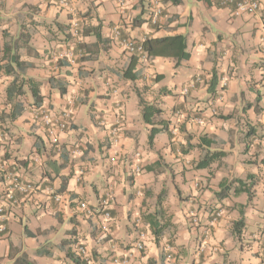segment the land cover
I'll return each instance as SVG.
<instances>
[{
    "label": "crops",
    "instance_id": "crops-1",
    "mask_svg": "<svg viewBox=\"0 0 264 264\" xmlns=\"http://www.w3.org/2000/svg\"><path fill=\"white\" fill-rule=\"evenodd\" d=\"M66 1L64 7L47 0H0V65H11L15 72L18 63L29 65L23 73L40 82L41 108L52 114L73 112L70 127L52 144L25 87V111L0 123V173L6 178L4 170L17 157L12 170L42 187L26 200L6 202L9 183L0 181L5 207L0 264H72L68 252L78 243L86 247L91 264H115L124 256L128 264H261V175L250 199L245 193L219 199L215 191L223 176L264 172V0L254 14H236L208 0H159L157 26L146 20L148 0ZM73 21L84 34L68 45L65 35ZM175 34L185 36L188 59L175 67L169 57H139L136 78L123 76L133 56L120 45L123 37L142 42ZM66 51L71 57H60ZM213 72L217 84L211 94ZM11 79L1 68L0 109L5 113ZM140 97L163 110L172 132L156 135L151 147ZM117 125L112 137L110 128ZM249 125L256 128L250 141L243 137ZM204 133L228 152L225 164L194 169L200 150L182 152ZM250 155L257 156V164L248 162ZM156 160L159 167L142 169ZM137 163L140 171L134 173ZM162 188L160 206L172 226L156 243L142 217L160 207L156 196ZM106 189L115 194L107 221L98 210ZM80 201L87 202L92 215L79 208ZM216 211L220 215L213 220ZM241 216L237 233L234 222ZM104 223L109 233L101 229ZM141 233L144 249L138 251Z\"/></svg>",
    "mask_w": 264,
    "mask_h": 264
},
{
    "label": "trees",
    "instance_id": "trees-1",
    "mask_svg": "<svg viewBox=\"0 0 264 264\" xmlns=\"http://www.w3.org/2000/svg\"><path fill=\"white\" fill-rule=\"evenodd\" d=\"M177 0H174V2ZM209 1V0H208ZM146 6L147 10V21L150 22V14H151V3L148 0ZM158 24V23H157ZM157 26L156 24H154ZM82 34H84L82 28L78 27V36L80 37ZM95 36L99 38V33L96 31ZM75 35L72 34V31L70 29V25L68 27V31L66 32L65 38L68 40L69 44H74L75 39H77ZM72 42V43H69ZM143 52L145 57L148 58H154V57H169L175 60V67L179 65V63L182 60H186L190 57V53L187 50L186 47V38L182 34H175V35H169V36H163V37H146L141 42ZM7 50L6 45L4 46V51ZM131 61L129 62L127 68L125 69L123 76L125 78H128L130 80H134L136 78L135 73L133 70L135 69L136 62L139 57H142L141 55L132 54ZM0 65V69H4L5 72L12 74V79L8 83V85L5 88V98H4V105L9 106L8 111H2L0 109V123L2 120L7 119L9 121H13L16 118H18L26 109L24 106V102L22 101V96L26 93L25 87L28 89L31 97H32V103L30 105H33L36 110L41 109V103H42V95L40 93V82L38 80H35L33 78H27L24 76L25 68H27L29 65L24 63H18V72L12 71V66L7 65ZM263 66H264V60H263ZM208 91L211 92V94H214L215 86L217 84L216 81V75L215 72L212 73V77L210 78V81L208 82ZM160 90H164L163 88ZM210 94V95H211ZM139 104L141 106V114L143 121L149 125L148 129V138L147 143L151 147L153 145V141L156 135L165 133L170 136H172V132L168 127V122L163 118V110L157 106L155 103L148 102L143 100L141 97L139 98ZM251 103H247L245 107H249ZM0 125V129H1ZM256 134V128L253 126H248L243 134V137L250 141L251 137ZM217 141L214 137L207 135L206 133L200 134L198 137V140L195 144L189 143L186 145L184 149H182L183 153H188L189 150L197 148L200 150V156L197 160L193 162V168L194 169H211L212 166L215 164L217 167L221 166L222 164H225V157L228 155V152L223 149H218L215 147ZM53 144V143H52ZM248 148V147H246ZM14 164L17 161V157H14ZM19 162V160L17 161ZM46 162L49 164L51 161L46 160ZM54 162V161H52ZM9 165L8 168L12 170V168L15 167V165ZM160 161L156 160L151 164L144 165L142 169H145L147 171H151L157 167H159ZM261 166L264 167V157L261 159ZM7 170V169H6ZM4 170V171H6ZM6 178L4 177L3 173H0V181H5ZM257 178L255 175L248 174L245 176V178L240 177H233L228 179V177H221V179L218 182V190L215 191V195L219 199H225L230 194L238 195L241 193H245L250 199L253 195L252 187L255 184ZM36 188V191H39L40 187L39 183L33 182ZM64 189L63 184H61L59 191ZM165 189L162 188L160 192L156 196V204L160 206L161 201L163 200L165 196ZM15 196L17 198L21 197V194L18 192H15ZM24 198L23 200H26ZM22 201V200H21ZM144 221L149 225L151 229V233L153 235L154 241L157 243L158 239L164 234V231L167 229H170L172 226L170 215H167V213L162 209V207H158V209H155L153 211L146 212L143 214ZM243 224V216H241L237 221L234 222V232L239 233L241 231V227ZM109 235L104 236V239H108ZM71 240V244L75 243ZM70 243V241H69ZM70 244V245H71ZM68 256L72 261V264L80 262L78 258L73 253V250L68 252ZM21 259V258H20ZM27 264H32L31 262H27Z\"/></svg>",
    "mask_w": 264,
    "mask_h": 264
},
{
    "label": "built area",
    "instance_id": "built-area-1",
    "mask_svg": "<svg viewBox=\"0 0 264 264\" xmlns=\"http://www.w3.org/2000/svg\"><path fill=\"white\" fill-rule=\"evenodd\" d=\"M50 3H55L60 6H67L66 0H47ZM120 1V0H118ZM151 3V14H150V22L152 24H156L159 20L160 15L162 14V6L160 4L159 0H149ZM219 6L222 7H229L232 9V11L236 14L240 13H247V14H254L259 9V0H209ZM78 22L73 21L71 23V31L72 34L76 37L78 36ZM264 29V25H263ZM114 35H119L118 29H115ZM120 45L124 48L125 51H127L130 54H136L141 55L142 57H145L143 48L141 45V42H138L136 39H133L131 37H123L120 40ZM60 57L64 58H70L71 53L66 51ZM72 110L71 109H65L58 114H52L48 108H41L35 112V116L38 117L42 125L45 129L46 135L48 139L53 144H58V133L61 131H64L68 129L72 122ZM194 120H197L199 123L202 122V118L194 117ZM111 136L115 137L118 134L119 126L117 125L115 128L111 127ZM74 151H78V149H75ZM136 156H139V153H136ZM134 173H138L140 171V165L137 163L133 167ZM6 179L8 180L9 186L5 192V201L6 202H19L23 200L24 198L30 196L31 194H34L36 192V188L33 182L23 180L21 179L17 173L11 169H7L5 171ZM15 192H18L21 194L20 198H17L15 196ZM114 191L112 189H106V191L103 194V198L101 199L98 210L99 213L105 218V220H109L110 215V205L112 204V201L114 200ZM54 199L56 201L60 200V196L57 194L54 196ZM79 208L84 210L87 214H93L92 209L88 206L86 201H80L79 202ZM5 215V207L4 205H0V218L3 219ZM220 215L219 211H216L213 213V220H216L218 216ZM193 223L197 222V219H192ZM5 226L1 222L0 223V230H4ZM101 229L104 230V232L109 233L110 229L107 224H101ZM139 240L135 243V248L138 251H143L144 249V234L141 233L139 235ZM261 264H264V238L262 240V249H261ZM73 253L76 256V258L79 259L80 262L75 264H91V259L89 252L87 251L86 247L78 243L73 247ZM115 264H128V256H124L122 259H118L115 261Z\"/></svg>",
    "mask_w": 264,
    "mask_h": 264
},
{
    "label": "rangeland",
    "instance_id": "rangeland-1",
    "mask_svg": "<svg viewBox=\"0 0 264 264\" xmlns=\"http://www.w3.org/2000/svg\"><path fill=\"white\" fill-rule=\"evenodd\" d=\"M235 156H238V154H235ZM248 162L249 163H251V164H257L258 163V161H257V156L256 155H254V156H252V155H250V156H248ZM232 167V166H231ZM254 168H255V171H257V168L254 166ZM255 176H256V178H258V177H260V175H261V179H260V185H259V188H261L262 190L264 189V177H262V175H264V172L263 173H261V170H259L258 169V171L257 172H255V174H254ZM234 177V176H233ZM245 195V194H244Z\"/></svg>",
    "mask_w": 264,
    "mask_h": 264
}]
</instances>
